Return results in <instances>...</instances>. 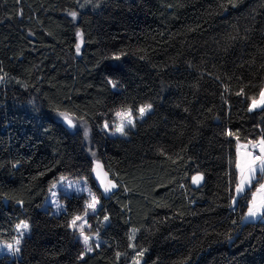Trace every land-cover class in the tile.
<instances>
[{
  "label": "trees",
  "instance_id": "trees-1",
  "mask_svg": "<svg viewBox=\"0 0 264 264\" xmlns=\"http://www.w3.org/2000/svg\"><path fill=\"white\" fill-rule=\"evenodd\" d=\"M0 77V240L30 227L0 264H133L138 250L140 264H264V220H243L255 184L230 202L237 141L264 133V108L249 111L264 0H0ZM147 103L127 135L102 128ZM61 112L83 118L88 142ZM60 175L84 176L100 200L87 220L102 240L83 258L69 225L85 194L42 206Z\"/></svg>",
  "mask_w": 264,
  "mask_h": 264
},
{
  "label": "snow or ice",
  "instance_id": "snow-or-ice-1",
  "mask_svg": "<svg viewBox=\"0 0 264 264\" xmlns=\"http://www.w3.org/2000/svg\"><path fill=\"white\" fill-rule=\"evenodd\" d=\"M86 3H91V0H86ZM85 4H81L80 7H84ZM73 19L76 18L77 12L72 11L69 13ZM78 37H82V33L77 32ZM80 43L76 44V52L80 51ZM118 59L119 56H116ZM3 81V77H0V82ZM113 86L115 87V83L113 82ZM238 95L243 94V89H241ZM152 108L151 104H146L140 106L136 111L140 117H143L146 112L150 111ZM256 108H264V88H261L259 92V98L256 97L251 98V105L249 107V111L254 110ZM60 115L67 122L69 126L75 127L74 120L71 114L66 112H61ZM116 116L119 118V122L114 125V132L120 133L121 135H127L125 128L128 126H134V118L132 114V109H123L121 111L116 112ZM81 120L83 118H80ZM105 127H108L107 123ZM87 130L85 131V136H87ZM228 135H234L232 132H228ZM243 149V151H241ZM237 158L235 161V168L238 172L237 181L235 184V192L237 195L244 193L246 188L250 187L253 182H255L258 186L255 188V191L251 193V199L248 201L247 213L245 218H256L258 216H264V133L261 134V137L258 140H248L247 143L241 144L239 140L237 141L236 148ZM97 173V177L101 178V184L104 186V192H109L113 188L117 187V185L110 179H108V172L103 171V166L97 162L96 167L93 169ZM63 179V178H62ZM192 182L194 184H198L202 179V176L196 175L193 176ZM106 181V182H105ZM233 202H235L236 197L234 196ZM98 203V200L95 196H92L91 202H86V212L87 209L95 210V206ZM105 220L108 219L107 216L104 217ZM84 217L76 216L71 221L69 227L73 229H79L80 238H82L84 244V252L80 254L79 258H83L86 252L93 251L92 246V237L86 235L84 233V224H78V221H83ZM16 230L20 232L21 236L23 235V231H26L29 228V225L21 221L16 226ZM23 230V231H22ZM137 229H133L132 233L129 237L130 241L134 240L135 233ZM21 240L19 238L15 239V247L13 244L3 245L9 252L15 254L19 253L20 248L19 245ZM99 245L97 244V247ZM130 248L135 249V244L130 243ZM144 254V250H138L135 253V257L133 258V264H140L139 257H142ZM117 257L121 254L117 253Z\"/></svg>",
  "mask_w": 264,
  "mask_h": 264
},
{
  "label": "rangeland",
  "instance_id": "rangeland-1",
  "mask_svg": "<svg viewBox=\"0 0 264 264\" xmlns=\"http://www.w3.org/2000/svg\"><path fill=\"white\" fill-rule=\"evenodd\" d=\"M261 88H264V84H263V86ZM258 98H259V95L257 96V99ZM147 104H149V103H147ZM142 105H146V104H142ZM142 105H140V106H142ZM124 109H128V108H124ZM121 110H123V109H120V110H117V111H121ZM117 111H115L113 113V116H112V118L110 120L104 121L103 125H102V128L107 133H109L111 135H121L120 133L114 132V125L119 122V118L116 116V112ZM132 114H133L134 122H135L136 119H140L141 118L137 114L136 110L135 111L132 110ZM58 117H59V119H63V117L60 114L58 115ZM73 120H74L75 127H79L81 129L84 140L86 142H88L89 134H90V128H89L88 124H86V122L81 120V119H76L75 117H73ZM106 123H107L108 127H105ZM75 127H71V128L74 129ZM126 129H127V127L125 128V131H126ZM86 130H87V133H88L87 136H85V131ZM247 141L248 140H243V141H239V143L245 144V143H247ZM236 148H237V145H236ZM241 151H243V149ZM235 158H237V154H236ZM95 167H96V165L94 166V168ZM262 182H264V181H262ZM253 184H255V188L258 186L255 182H253ZM103 188H104V186H103ZM255 188L251 190L250 197H249L248 201L251 199V193L253 191H255ZM71 192H78V193L82 192L86 196L85 211H84V213L78 214L76 216L84 217V220L83 221H78V224H80V223L84 224V229H83L84 233L86 235H89L90 237H92V241L91 242H92V246H93V249H94L95 247H97V244L98 245L100 244L102 239L100 238V236L96 232L91 230L90 224H89V222L87 220V215L89 213H91V212H96L97 211V209H98V207L100 205V200L97 197V195L95 194V192L92 189V187L86 181L84 176L72 177V176H68V175H60L52 183L51 188H50V190L48 192V195H47V197L45 198V200L42 203V206L43 207H49L53 213H59L61 210L64 209V203H63V201L60 198V194L61 193H71ZM239 195L236 194L235 186H234L233 190H232V194H231V199H230V202H231L232 205L236 202L237 197ZM92 196L96 197V199L98 200V203L95 206V210L89 208V209H87V212H86V202H91ZM234 196L236 197L235 202H233V199H232ZM247 207H248V204H247ZM247 207H246V209H245V211L243 213V220H256V219L264 220V216H258L256 218H245L246 217V213H247ZM21 221H24V222H26L29 225V222L26 219H21L17 224H19ZM29 229H30V227L26 231L22 230L23 231V235L22 236H21L20 232H18L16 230V234H15L14 238L11 241L0 240V254H7L9 256L19 255V253L13 254V253L9 252L5 247H3V245L13 244V246L15 247V239L19 238L21 240V242H22L24 235L29 233ZM74 230L76 232V235H77L78 239L82 242V245H83V248H84V244H83L82 238H80V235H79V229H74ZM19 248H20V245H19Z\"/></svg>",
  "mask_w": 264,
  "mask_h": 264
},
{
  "label": "water",
  "instance_id": "water-1",
  "mask_svg": "<svg viewBox=\"0 0 264 264\" xmlns=\"http://www.w3.org/2000/svg\"><path fill=\"white\" fill-rule=\"evenodd\" d=\"M79 43H81L80 40H79ZM196 175H200V176H201L200 173H196V174L193 175V176H196ZM93 176H94L96 182H97L98 184L102 185V184H101V178H102V177H101V178H98V177H97V173H96L95 171H93ZM191 180H192V179H191ZM201 183H202V179L200 180V182H199L198 184H194V183L192 182V185H193V186H198V185H200Z\"/></svg>",
  "mask_w": 264,
  "mask_h": 264
}]
</instances>
